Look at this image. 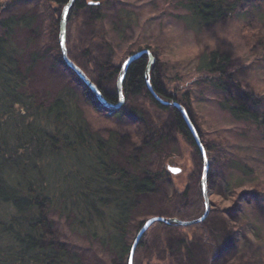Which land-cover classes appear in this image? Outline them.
<instances>
[{"label": "trees", "instance_id": "trees-1", "mask_svg": "<svg viewBox=\"0 0 264 264\" xmlns=\"http://www.w3.org/2000/svg\"><path fill=\"white\" fill-rule=\"evenodd\" d=\"M40 1L44 8L55 6L48 25L43 22L38 5L35 10L26 8L20 13H10L12 5L6 3L3 11L7 15L0 18V264H98L102 261V264H127L133 238L147 218H197L204 211V201L199 194L198 210L188 213L196 198L190 196L189 187L182 194L177 191L168 194L163 189L167 167L153 170L152 165L154 157H160L163 152L168 126L143 123L146 119L143 110L127 109L126 101L145 96L150 107L168 113L167 121L175 133L195 151L196 169L192 173L195 184L200 177L202 160L177 109L161 105L148 90L146 55L128 66L121 83L125 104L110 114L120 120L125 115L135 119L137 127L142 128L137 133L139 142L130 141L129 147L123 142L124 138L131 140L127 132L110 129L102 135L93 130L79 99L82 97L94 105V95L65 65L56 38L62 8L69 0ZM93 1L97 5L74 0L67 24L73 23L85 10L90 14L87 22L91 28L103 22L107 9L103 6L109 7V2ZM247 1L179 0L176 5L183 12L176 16L188 28L199 32L231 18ZM132 22L131 13L119 9L112 29L123 36ZM256 35L260 43V35ZM68 57L96 85L106 101L117 102L120 66L113 64L108 55L95 56L91 48L73 56L68 52ZM158 63L155 58L149 70L152 89L161 98L177 101L186 109L208 159L212 157L214 163L225 162L227 169L253 179L255 167L227 159L217 144L204 140L187 105L188 99L179 101L162 87ZM233 69L234 60L227 52L212 50L199 57L198 70L220 95L218 107L233 120L263 132L264 95L242 87ZM213 173L210 165L207 184L214 200L209 197L210 209L204 221L188 226L186 231L174 224L155 223L151 227L164 233L161 242L164 257L157 264H256L255 248L240 246L245 230L242 220L233 218V213L237 209L243 212L254 197L256 206L263 204L264 197L260 196H264V191L253 184L243 190L234 187L229 194L231 204L219 206L215 201L220 197ZM168 202L172 210L166 208ZM58 221L86 244L73 247L58 237ZM195 229L200 230L208 247L202 244L203 240L191 238ZM146 239L138 243L133 264H143ZM223 257L226 258L219 263Z\"/></svg>", "mask_w": 264, "mask_h": 264}, {"label": "rangeland", "instance_id": "rangeland-1", "mask_svg": "<svg viewBox=\"0 0 264 264\" xmlns=\"http://www.w3.org/2000/svg\"><path fill=\"white\" fill-rule=\"evenodd\" d=\"M86 1L89 5H97L93 0ZM106 1L109 2V7L103 6L105 9L107 8L104 10L105 20L96 24L98 26L95 28L88 25L87 20L90 14L86 10L79 13L73 23H66L67 55L68 52L70 56L77 55L87 48H91L95 56L106 57L108 55L113 64L120 66L131 52H137L141 50L140 48L149 49L152 55L154 54V61L156 58L159 62L162 87L167 93H173L179 101L188 99L187 105L204 140L217 144L227 159H234L256 168V175L252 177L253 179H249L227 169L225 162L214 163L212 157L208 159L209 167L211 165L214 169L212 178L220 197L215 198L217 204L219 206L230 205L232 199L229 196L230 189L234 187H240V190H243L249 184H253L259 185L258 188L264 191V128L263 132H258L253 126L235 121L227 112L222 111L217 103L220 97L219 93L211 88L208 80H204L205 74L198 70L199 57L203 52L212 50L227 52L234 60L233 71L241 86L253 88L255 92L264 95V0H248L243 8L231 18L224 19L212 27L203 28L199 32L188 28L176 16L183 12L176 5L179 0ZM38 2L41 1L0 0V18L7 15L3 11L6 3L12 5L8 10L10 13H20L26 8L35 10V6L38 5V7L40 6L39 11L43 14L42 20L48 25L50 13L52 9H55V6L51 5L49 6L51 9H47ZM119 9L129 11L133 19L132 25L123 36L112 29V23L115 21ZM256 34L260 35V43L257 42ZM56 38L58 42V37ZM106 40L108 44L104 42ZM58 71L65 75L60 69ZM126 102L129 104L127 109L143 110L142 113L148 120L145 119L143 123H162V125L168 126L169 134L163 141V152L160 157H154L152 169L157 170L161 166L180 168V172L176 174L167 171L168 174L162 183L163 189L168 194H173L175 191L182 194L189 187L190 196L196 198H194L195 201L192 200L188 213L197 211L201 204L199 194L202 196L201 172H199L200 177L195 184V180L192 181L194 177L192 173L196 169V154L193 147L175 133L170 121H167L168 113L150 107L145 96L131 97ZM79 104L84 109L85 116L93 130L102 135H106L110 129L122 133L127 132L131 135V140L124 138L123 142L129 147L131 146L130 141L133 143L136 140L134 141L136 144L139 142L137 133L142 128L137 127L138 122L135 123V119L129 115L123 116L121 120L112 118L109 110L104 111L105 109L96 106L94 108V105L84 101L82 97L79 99ZM124 104L125 98L121 106ZM140 125L144 124L140 123ZM151 160L150 157V163ZM206 186L211 195L207 181ZM210 195L211 200H214V196ZM263 197L260 196L261 199ZM256 200L254 197L251 204L243 209V212L237 209V212L233 213V218L238 221L242 220L244 226L243 231L245 230V232L240 240V246L245 249H249L250 246L254 247L256 251L255 263L264 264V206H260L262 203L256 206ZM262 202L264 204V198ZM170 203H166V208L172 210L173 207L168 206ZM232 210L235 211V209ZM201 215L202 213L199 216ZM244 221L246 222L243 223ZM151 227L141 238V240L147 238L144 256L142 255L143 264H157L164 257L165 249L161 245L164 233L159 230L153 231ZM189 227L183 226V231ZM56 230L58 237L73 247L86 244L83 239L70 234L61 221L56 223ZM195 231V235L191 238H197L199 242L202 241L200 230L195 229ZM204 242L203 240L202 244ZM205 245L208 247V244ZM225 258H220L219 260H222L219 263ZM102 262L98 264H102Z\"/></svg>", "mask_w": 264, "mask_h": 264}, {"label": "water", "instance_id": "water-1", "mask_svg": "<svg viewBox=\"0 0 264 264\" xmlns=\"http://www.w3.org/2000/svg\"><path fill=\"white\" fill-rule=\"evenodd\" d=\"M74 0H69L62 8L61 14H60V19H59V32H58V44L60 47L61 51V57L65 65L76 74L77 77L81 79V81L91 90V92L94 95V98L96 102L94 105L97 108L101 109H108L109 112H113L114 110H119L121 107V104L123 103L124 96L122 93V87L121 83L122 80L126 74L127 68L130 65L132 61L135 59L146 55L147 56V65H146V70H145V81H146V86L150 93L152 94L153 98L160 103L161 105L165 106H171L177 109V111L180 113L182 119L184 120L188 130L190 131V134L192 136V139L194 141V144L200 154V157L202 159V171H201V179H200V189L201 193L204 199V211L201 216L190 219V220H181L175 217H165V216H151L147 218L140 229L137 231L134 240L131 244L130 251H129V256H128V261L127 264H133V257L135 250L138 246V243L140 242L141 238L145 235L146 231L155 223H163V224H174L178 226H191L198 224L202 222L208 215L209 209H210V202H209V191L206 186V181H207V174H208V169H209V160L206 155L205 148L201 142V139L199 137V134L192 123L186 109L177 101H168L160 96H158L154 90L151 87V84L149 82V70L152 64L154 63V56L152 55L151 51L149 49H141L133 54H130L126 57V59L123 61V63L120 65V70L117 76L116 80V93L118 96V100L116 103H110L106 101L104 96L101 94V92L98 90L96 85L86 76V74L72 61L69 59L67 55V50H66V45H65V37H66V23H67V15L68 11L72 5ZM97 3V2H96ZM167 171L170 173L176 174L180 172V168L178 167H173V166H167Z\"/></svg>", "mask_w": 264, "mask_h": 264}]
</instances>
